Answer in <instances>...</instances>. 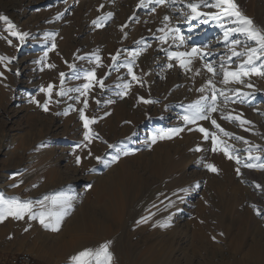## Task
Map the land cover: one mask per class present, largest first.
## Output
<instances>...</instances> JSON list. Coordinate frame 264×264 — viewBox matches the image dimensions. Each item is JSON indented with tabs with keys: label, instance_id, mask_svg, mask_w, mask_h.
I'll use <instances>...</instances> for the list:
<instances>
[{
	"label": "rangeland",
	"instance_id": "rangeland-1",
	"mask_svg": "<svg viewBox=\"0 0 264 264\" xmlns=\"http://www.w3.org/2000/svg\"><path fill=\"white\" fill-rule=\"evenodd\" d=\"M192 2L199 0H166L164 4L145 0L147 7H137L140 0H0V14L7 15L19 31L29 33L21 44L7 30V23L0 20V37H5L0 38V56L15 57L10 62H0L3 73L0 76V195L5 199L17 197L35 202L46 195L64 193L74 197L73 207L77 209L81 206L79 200L90 189L88 184L93 185L109 174L120 177L125 173L132 176L131 181L143 182L145 191L141 195L146 202L136 221L132 220L134 212L130 216L128 213L119 229L122 245L126 235L140 241L133 249L131 260L146 264L154 262L151 258L157 256L159 264H264V169L245 167L247 163L264 164V77H245L242 84L221 82L220 65L235 70L244 59H228L231 51L224 41L221 24L235 25L228 18L188 19L187 4ZM213 2L207 0L209 4ZM236 3L244 15L264 29V0H236ZM200 11L218 9L201 5ZM108 12L113 13L110 20L101 27L93 25V20ZM58 13L62 15L57 19ZM165 16L169 21L164 20ZM161 28L166 32L169 28L179 29L184 42L174 41L173 33L168 34L166 42L161 41L164 35L159 31ZM48 33L55 35L49 37ZM232 38L244 41L238 33H233ZM248 44L251 46V42ZM193 47L200 48L205 55L191 57L190 70L181 68L175 58L169 59V52H190ZM134 51L139 53L135 57L131 55ZM237 51H242V46ZM45 52L47 59L41 60ZM117 52L119 56L114 63L112 57ZM96 56L100 57L99 61ZM207 62L213 64L217 75L207 71L204 66ZM129 63L138 81L129 74ZM49 64L55 67L50 68ZM92 70L95 80L86 96L75 91L57 95L61 72L66 74L63 88L67 90L88 83L85 73ZM209 78L218 90L217 111L211 113V119L224 131L211 120L197 121V125L215 133L230 146L229 151L239 157V164L223 152L213 151L211 135L204 139L197 125L185 124L183 120L188 105L201 96L211 95L208 88L203 93L198 91ZM95 81H102L104 86ZM126 83L131 87L124 94ZM249 83L252 88L247 86ZM49 84L53 88L49 110L45 112L30 101L32 97L41 103L48 99L40 88ZM236 89L253 95L241 96ZM221 91L223 95H219ZM140 97L152 103H144ZM80 109L89 120L95 119L89 129L84 126ZM237 116L239 120L234 119ZM241 120L251 123L241 124ZM170 128L183 130L172 139L151 143L154 132ZM89 130L95 131L90 143L84 137ZM22 134L29 138L24 145L27 150L21 153L24 158L12 165L8 159L18 142L13 139H19ZM109 144L117 148H109ZM197 147L201 150L196 151ZM118 149L130 154L121 155L117 162L107 166L95 159L102 156L111 160ZM83 150L88 155H83ZM35 154L54 156L65 181L51 184L44 177L35 179L42 168L27 166ZM250 155L259 159H249ZM76 156L81 157L80 164L75 162ZM205 163L214 164L220 171H209ZM73 211L64 218L63 226L72 223ZM143 217L147 223L140 222ZM163 223L169 229L161 227ZM142 224H148L151 230H141ZM197 224L201 228L199 233H204L203 239L197 236ZM164 231L170 233L166 241L154 239L147 248L148 238L152 234L162 238ZM59 238L66 236L44 228L38 219L9 217L0 222V264H22L18 261L22 257L34 260L35 264H71L69 257L62 260L52 252L53 242Z\"/></svg>",
	"mask_w": 264,
	"mask_h": 264
},
{
	"label": "snow or ice",
	"instance_id": "snow-or-ice-1",
	"mask_svg": "<svg viewBox=\"0 0 264 264\" xmlns=\"http://www.w3.org/2000/svg\"><path fill=\"white\" fill-rule=\"evenodd\" d=\"M156 4H164L166 3V0H154ZM201 5L205 7L210 8H216L218 9L217 12H201L200 7ZM148 4L145 3V0H140V3L137 5V7H147ZM101 8L104 6L101 5ZM187 7L190 9V14L188 15V19H196L198 17L204 16V17H210L214 18L216 20H220L222 18H228L231 20V23L235 25V27H225L223 24H221V27L224 28V41L226 42V45L229 47V50L231 51V56L228 57L229 60H231L232 57H244L240 61V63L237 65L235 70H231L228 68H225L223 64L220 65V73L223 75V80L221 81L223 84L227 85L230 83H244L245 77H251L253 75L258 77H264V29L259 28L254 20L251 17H248L242 13L240 10L239 5L236 3V0H214L213 3L209 4L207 3V0H199V3L192 2L187 4ZM62 14H57V19ZM113 16V13L108 12L104 14L103 16H98L95 20L92 21L93 25L96 27H101L103 24L110 20ZM169 17L165 16L164 20L169 21ZM0 20L5 21L8 25V31L11 33L12 36H15L19 39L20 43L23 44L26 40V38L29 36L28 32H21L17 29V26L10 20V18L7 15L0 14ZM206 22V21H205ZM124 26H122L123 28ZM161 33H164L160 37L161 41L166 42L167 36L169 33H173V40L179 39L181 43L184 42V37L179 34V29L169 28L167 32L165 31V28H161L159 30ZM233 33H238L244 37V41H241L240 39L232 38ZM49 37H54V33H48L46 34ZM5 38V37H0ZM248 42H251V46L248 44ZM8 43L11 44L12 41L8 40ZM139 43V41L137 42ZM242 46V51H237V47ZM56 47L55 43L52 44V49ZM52 49H49L51 51ZM138 52H132L131 55L135 57L138 55ZM169 59L175 58L178 62L181 68H184L185 70H190L189 65L191 64V57L199 56L200 58H203L205 53L202 52L200 48L193 47L190 52H169ZM48 56V52H45L43 57H41V60H46ZM119 56V52L115 56L112 57L113 62L117 60ZM82 59V57H80ZM15 57H4L0 56V62L8 60L9 62L11 60H14ZM95 59L97 61L100 60L99 56H96ZM39 62V61H37ZM50 68H54V64L47 65ZM172 65L169 64V67ZM205 68L209 73H212L213 76L217 75L216 68H214L213 64L211 62L205 63ZM69 67L74 68L75 65H70ZM128 71L129 74L132 76V79L134 81H138L139 78L132 72V66L131 63L128 65ZM95 70H92L91 72L85 73V79L88 81V83L82 84L80 87L75 89H67L65 90L63 88L64 84V77L65 73L61 72V88L57 95L64 96L67 94V92H78L81 96H86L88 90L92 87V84L95 80ZM198 74V73H197ZM3 73H0V76H2ZM96 83H100V86L103 87L102 81H95ZM249 88H252L253 85L249 83L247 85ZM125 92L124 94H127V90L131 87L129 83H126L123 85ZM53 88L52 84H49L47 88L41 86L40 91L44 92L48 95V99H46L43 103L36 100L35 97H32L31 103H35L38 107L42 108L45 112L49 110L48 104L51 100V90ZM205 88H208L211 92L210 96L204 95L201 96L199 100L194 101L192 104L188 105V111L184 115L183 120L185 124H192L197 125V121L202 120H211V123L221 131H224L222 128H220V125L216 122L215 119H211V113L217 111L216 101L218 98V90L216 88L215 83L209 79L204 87H201L198 89L201 93L205 91ZM237 94L244 96V97H250L253 95V93H243L240 89L235 90ZM219 95H223V92H219ZM79 99V96L77 97ZM140 99L144 103H152L150 100H144L143 97H140ZM228 100V97H225V101ZM111 102V101H109ZM85 108L87 107V100L84 101ZM81 113V119L84 120L85 128L87 129L89 124L95 123V119L89 120L86 116H84V110L80 109ZM66 114V113H65ZM227 118V117H226ZM234 119L239 120L240 117H234ZM244 123H251L250 121H243L241 120V124ZM183 129L182 128H170V129H160L154 132L151 137V143L155 144L158 140H164V139H172L174 136L178 135ZM192 129H189L191 131ZM197 130L204 134V139H208L211 135L212 138V144H213V151H221L224 153L225 156H227L229 159H234L239 164L240 159L238 156H234L230 153L229 148L230 146L225 145L224 141L220 140L215 133H209V130L197 125ZM94 133H91V131H86L84 134L85 140L88 142H91L92 136ZM225 135H231L230 133L225 132ZM130 139V137L128 138ZM238 139H243V137H238ZM247 143V141H245ZM86 146V145H85ZM79 147V145H77ZM109 148H117V145L115 144H109ZM196 151H200L201 149L197 147L195 149ZM250 151V150H249ZM129 151H125L123 149H118L117 154L111 157V160H105L102 156H96L95 159L98 163H102L105 166L115 163L120 159L121 155H129ZM91 155V153H89ZM249 159H259V157H251L249 156ZM77 164L81 163V157L76 156ZM204 167L207 168L209 171L218 173L220 170L211 163H205ZM245 167L247 168H253V167H260L261 169H264V164L260 165H253L251 163L245 164ZM95 169H90V171H94ZM237 175H240V169H236ZM198 186V184H197ZM15 187V185H13ZM88 188H91L92 185L88 184ZM257 187H261L260 185H257ZM182 191H187V189H182ZM74 197L66 195L64 193H56L51 196H44L41 200L33 202L32 200H20L17 197H13L10 199H5L4 196L0 195V222L5 221L9 217L16 219V220H23L26 216L29 220H36L38 219L40 224L46 228L50 229L54 232L60 231L61 224L64 221V218L69 215L70 210L72 209V200ZM255 207V206H254ZM257 214L260 215L261 213L259 210H257ZM147 218L143 217L141 218L140 222H146ZM161 227H166L167 224L163 223L160 224ZM27 231V229H25ZM223 235V233H221ZM216 238L213 237V240ZM111 241H107L103 244H101L98 248L92 249V248H86L80 252H78L76 255H73L70 257L71 264H113V253L110 251V244Z\"/></svg>",
	"mask_w": 264,
	"mask_h": 264
},
{
	"label": "bare ground",
	"instance_id": "bare-ground-1",
	"mask_svg": "<svg viewBox=\"0 0 264 264\" xmlns=\"http://www.w3.org/2000/svg\"><path fill=\"white\" fill-rule=\"evenodd\" d=\"M29 119L30 118H28V120ZM40 119H39V121H40ZM133 119H135V118H133ZM39 126H40V124H39ZM33 129H35V127ZM42 131L44 132V130H42ZM94 133H95V131H94ZM37 135H39V134H37ZM25 136H26L25 134H22L19 139H17V140L13 139V141H15V142L18 141L19 143L18 142H17L18 144L16 143V145H15L16 147L13 144L14 148H16V149H15V152H13V153L11 152V155L8 159V162L11 163L12 165H13V163L14 164L18 163L17 161L22 160L24 158V155H23V157H21L22 156L21 153H22V151L24 152L25 149L27 150V148L24 145L27 141H29V138L27 140V138ZM29 136H30V134H29ZM32 139H34V138H32ZM19 140H21V141H19ZM35 140H38V139H35ZM82 140H83V138H82ZM15 142H13V143H15ZM85 147H88V146H85ZM28 148H30V147H28ZM47 149L48 148L46 147L45 150H47ZM41 150H43V149H41ZM50 151H49V153H50ZM86 151L89 152V150H86ZM37 152H38V150H37ZM99 152H100V150H99ZM51 153H52V151H51ZM86 153L87 152L84 151L83 155H85ZM29 154H30V152L27 153L28 156H29ZM46 154H47V152H46ZM46 154L45 155H38V154L31 155V157H30L31 159L27 161V163H28L27 166L28 167L31 166V168L32 167H34V168H40L41 167L42 173L37 172L38 174L36 173L37 174V175L35 174L36 176L31 175L30 177L34 176L35 179H38V180H40L39 178L44 177L51 184H53V183L59 184L60 182L65 181V180H63L64 177L62 176V173L60 172L58 166L56 165V162L53 159L54 156L52 157V156H48ZM86 155H88V154H86ZM86 159H87V157H86ZM16 165H18V164H16ZM35 171H37V170H35ZM39 171H41V170H39ZM122 172H124V171H122ZM156 172H157V169H156ZM134 173H136V172H134ZM250 174L258 177V175L254 172L250 171ZM109 175L107 177H102L99 179L97 178L98 180H96L95 182H94L95 179H93L92 182H94V184L93 185L91 184L92 187L86 192V194L83 197H81L82 199L79 200L80 205H81L80 207H78L77 209L74 208L73 203H76L75 202L76 200L72 201V210L75 211V213L73 214V216H71V219H70L72 221V223L68 226H66V224L64 226H63V224H61V228H60L61 231H58V232H60V236H66V239L59 238L57 242H53L55 244V246L51 247L52 252L56 253L57 257L59 259L63 260L64 256L70 258L73 255H76L78 252H80L86 248L96 249L101 244H103L107 241H111L112 243L110 244V251L113 253V264H138L137 261H134L131 259H132L133 253H134L133 249L140 241L138 239H135L133 235H126L123 237L124 242L122 245V230H119V229L122 228V223H124L125 219L128 217V213L130 216V214L134 212L132 220L136 221V217H137L138 213L140 212V210H142L143 206L146 203L145 200L142 198V195H141V193H143V191H145L144 190L145 188L143 187V182L138 183L137 180L131 181L130 178L132 176L128 177L127 175H125V173L122 174V176H120V177H116L115 175H112V176L111 175L109 176ZM139 177H141V176L139 175ZM139 180H140V178L138 179V181ZM34 181H36V180H34ZM65 184H66V182H65ZM142 199H143V201H142ZM153 211H155V210H153ZM66 220H69V219H66ZM149 222H150V220H149ZM63 223H66V222L63 221ZM67 224H69V222ZM147 225L142 224L140 229L141 230H151ZM164 228H165V230L169 229L168 227H164ZM197 228L199 229L197 232L198 238L203 239L204 233L203 232H202V234L199 233V231L201 229L199 224H197ZM166 232L167 231H164V236L162 238H159L158 236L152 234V236L150 238H148L147 242L145 243L147 248L151 247L154 239L158 240V241L159 240L166 241L167 237H169V235H170L169 232H167V233ZM125 237H127V238H125ZM130 239L132 240V242ZM137 246H139V245H137ZM154 255H156V254H154ZM151 260L154 262H150V263H146V264H159V263H157V260H158L157 256H153L151 258Z\"/></svg>",
	"mask_w": 264,
	"mask_h": 264
},
{
	"label": "built area",
	"instance_id": "built-area-1",
	"mask_svg": "<svg viewBox=\"0 0 264 264\" xmlns=\"http://www.w3.org/2000/svg\"><path fill=\"white\" fill-rule=\"evenodd\" d=\"M22 264H35L34 260H30V258L22 257L20 260H18Z\"/></svg>",
	"mask_w": 264,
	"mask_h": 264
}]
</instances>
